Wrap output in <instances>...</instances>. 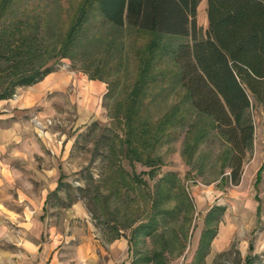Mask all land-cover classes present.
I'll return each instance as SVG.
<instances>
[{
    "label": "rangeland",
    "instance_id": "rangeland-1",
    "mask_svg": "<svg viewBox=\"0 0 264 264\" xmlns=\"http://www.w3.org/2000/svg\"><path fill=\"white\" fill-rule=\"evenodd\" d=\"M81 1L9 0L0 19V32L38 33L54 69L0 100V264H94L96 253L107 264L114 244L127 247L113 264H244L246 255L264 264V170L253 185L264 162L261 105L250 96L252 148L233 184L229 146L179 84L174 47L191 37L118 29L93 5L74 25ZM196 26L204 37L205 0ZM68 32L78 36L61 58L53 52ZM92 74L104 89L87 94ZM212 207H223L218 220H205ZM151 216L156 229L132 249L131 229ZM204 227L215 234L202 254Z\"/></svg>",
    "mask_w": 264,
    "mask_h": 264
},
{
    "label": "trees",
    "instance_id": "trees-1",
    "mask_svg": "<svg viewBox=\"0 0 264 264\" xmlns=\"http://www.w3.org/2000/svg\"><path fill=\"white\" fill-rule=\"evenodd\" d=\"M199 1L82 0L74 25L81 23L84 12L93 5L107 23L118 29L128 27L158 35L190 36L191 43H178L174 47L173 59L178 68L179 84L189 97L191 109L208 118L215 132L229 146V178L231 183L236 184L246 154L252 148L254 127L248 113L250 96L264 111V0H205L207 28L204 37L197 34L196 9ZM8 2L0 1V19L6 14ZM77 34L68 32L53 54L67 57ZM39 40L38 33L0 32V61L4 62L0 63L3 80L0 100L9 98L16 86L32 85L54 70L51 65L45 64L46 57L37 44ZM32 43L37 46L32 47ZM155 45L152 43L150 48ZM149 64L150 61L146 63L137 91L142 88ZM88 78L104 82L94 74ZM135 157L139 160V156ZM145 163L152 167L153 159L147 158ZM263 170L264 162L255 173L254 187L260 183ZM115 182L118 186H126L122 178ZM59 187L60 184L56 189ZM222 210L223 207L210 208L205 220H218L217 214ZM156 213L163 218L170 214L161 209ZM157 224L156 217L151 216L134 226L128 239L132 249L136 237L152 234ZM214 234L215 227H204L197 251L206 253ZM252 248L250 242L249 251ZM155 256L153 253L147 259L152 260ZM255 258L246 255L244 264H253Z\"/></svg>",
    "mask_w": 264,
    "mask_h": 264
},
{
    "label": "crops",
    "instance_id": "crops-1",
    "mask_svg": "<svg viewBox=\"0 0 264 264\" xmlns=\"http://www.w3.org/2000/svg\"><path fill=\"white\" fill-rule=\"evenodd\" d=\"M88 87H89V91L93 93V91L97 92V91H101L102 89H104V84L102 82L98 81L97 79H95V80H91L90 81V84L88 85ZM111 247H113V251H114V253L112 254L113 257L111 256L113 259H111L110 256H109L107 264H113V262H112L113 260L116 261L117 258L122 257V255L124 254L123 253V249H124V247H127V246L125 244H117V245L114 244ZM252 247L254 248L253 244H252ZM253 248H252V250H253ZM126 249H128V248H126ZM99 257H100V255L96 253L93 256V258H91V261L94 262V264H100L99 263L100 262L99 261ZM104 264H106V263H104Z\"/></svg>",
    "mask_w": 264,
    "mask_h": 264
},
{
    "label": "bare ground",
    "instance_id": "bare-ground-1",
    "mask_svg": "<svg viewBox=\"0 0 264 264\" xmlns=\"http://www.w3.org/2000/svg\"><path fill=\"white\" fill-rule=\"evenodd\" d=\"M85 92L87 93V94H90L91 92L89 91V87L88 88H85Z\"/></svg>",
    "mask_w": 264,
    "mask_h": 264
}]
</instances>
